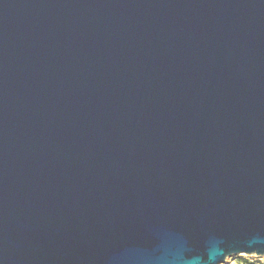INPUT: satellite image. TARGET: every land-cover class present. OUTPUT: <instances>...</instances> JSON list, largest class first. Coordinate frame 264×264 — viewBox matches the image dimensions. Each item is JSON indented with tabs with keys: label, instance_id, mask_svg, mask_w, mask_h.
Instances as JSON below:
<instances>
[{
	"label": "water",
	"instance_id": "water-1",
	"mask_svg": "<svg viewBox=\"0 0 264 264\" xmlns=\"http://www.w3.org/2000/svg\"><path fill=\"white\" fill-rule=\"evenodd\" d=\"M264 257V0H0V264Z\"/></svg>",
	"mask_w": 264,
	"mask_h": 264
},
{
	"label": "rangeland",
	"instance_id": "rangeland-1",
	"mask_svg": "<svg viewBox=\"0 0 264 264\" xmlns=\"http://www.w3.org/2000/svg\"><path fill=\"white\" fill-rule=\"evenodd\" d=\"M258 262L264 263V257L256 256V255H233L225 259V261L221 264H245V262Z\"/></svg>",
	"mask_w": 264,
	"mask_h": 264
},
{
	"label": "trees",
	"instance_id": "trees-1",
	"mask_svg": "<svg viewBox=\"0 0 264 264\" xmlns=\"http://www.w3.org/2000/svg\"><path fill=\"white\" fill-rule=\"evenodd\" d=\"M245 264H264V263H258V262H253V261H251V262H245Z\"/></svg>",
	"mask_w": 264,
	"mask_h": 264
}]
</instances>
